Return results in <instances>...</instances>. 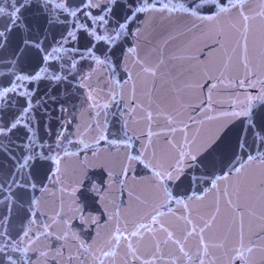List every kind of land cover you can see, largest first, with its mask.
<instances>
[{
	"label": "snow or ice",
	"instance_id": "obj_1",
	"mask_svg": "<svg viewBox=\"0 0 264 264\" xmlns=\"http://www.w3.org/2000/svg\"><path fill=\"white\" fill-rule=\"evenodd\" d=\"M0 264H264V0H0Z\"/></svg>",
	"mask_w": 264,
	"mask_h": 264
}]
</instances>
